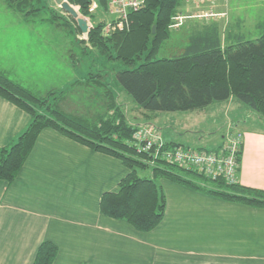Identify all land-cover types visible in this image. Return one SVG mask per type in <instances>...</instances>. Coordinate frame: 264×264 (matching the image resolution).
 I'll use <instances>...</instances> for the list:
<instances>
[{"label": "crops", "instance_id": "0c3cea01", "mask_svg": "<svg viewBox=\"0 0 264 264\" xmlns=\"http://www.w3.org/2000/svg\"><path fill=\"white\" fill-rule=\"evenodd\" d=\"M22 19L17 10L0 8V70L38 94L63 92V107L74 113L71 95L79 86L91 97H104L97 104L88 100L80 107L83 112H95V117L106 112L104 72L91 70L90 64L77 68L73 40L59 38L53 25ZM237 107L248 115L234 97L216 102L212 110ZM184 115L175 112L171 120L180 123ZM160 117L159 112L152 118L164 140L178 142L167 139L170 125L164 120L161 125ZM30 120L0 96V147L16 140ZM237 130L244 145L239 182L264 189V130ZM128 171L119 158L44 129L15 181L0 180V264H33L45 240L59 247L53 264H264V207L162 178L166 212L153 230L138 231L102 213L103 194L117 191Z\"/></svg>", "mask_w": 264, "mask_h": 264}, {"label": "trees", "instance_id": "16d2710c", "mask_svg": "<svg viewBox=\"0 0 264 264\" xmlns=\"http://www.w3.org/2000/svg\"><path fill=\"white\" fill-rule=\"evenodd\" d=\"M6 1L10 8L27 17L51 12L48 20L55 23L60 17L49 0ZM68 1L78 5L82 14H88L91 0ZM181 3L182 0H145L142 8L131 12L130 30L105 36L102 23H97L88 33L89 42L109 60L120 63L114 70L115 77L138 107L152 117L162 111L204 110L230 97L264 117V19L255 38L236 36L223 45L217 27H208L191 34L189 42L175 53L160 56L172 36L171 26ZM76 29L82 33L77 23ZM0 96L31 117L16 140L0 147V180L8 185L18 177L42 131L52 128L123 162L129 171L117 191L103 194L100 209L109 217L127 221L138 231H151L164 219L167 197L158 182L162 178L226 200L264 207V189L212 179L195 169L155 158L152 152H139L133 143L138 125L114 99L105 113L89 118L66 110L62 105L63 92L59 96L55 91L38 94L2 70ZM164 144L190 146L165 140ZM243 146L242 142L237 156L240 163ZM148 169L152 177L140 174ZM58 252L57 244L45 240L39 245L33 264H53Z\"/></svg>", "mask_w": 264, "mask_h": 264}, {"label": "rangeland", "instance_id": "374dc122", "mask_svg": "<svg viewBox=\"0 0 264 264\" xmlns=\"http://www.w3.org/2000/svg\"><path fill=\"white\" fill-rule=\"evenodd\" d=\"M49 4L53 8V11L55 10V12L60 15V17L56 19L57 23L49 22L48 19L50 18L49 15L51 12H46L44 15H38L35 17H27L22 14V18H25V20H22L25 22H42L47 25H53V32L56 33L59 38L72 39L74 42L73 56L75 58L74 60H76L75 63L77 68L82 69L83 67H86L87 64H90L91 70H94L95 72L99 70L105 74V78L101 80L106 82V87L104 89L106 92V109L108 108L107 104L114 99L116 103L122 106L133 123L137 125L150 124L154 126L162 136V133L157 127L158 122L153 120L150 113L138 107L133 97L121 86L114 76V70L121 66L120 63L117 60H109L106 55L101 54L89 42L88 33L90 29L97 23H102L103 25L106 18H110L112 15H109V13L105 11V8L101 6L95 11H90V8L88 7V14L84 15L79 11L78 5L72 4L78 10L79 15L84 17L89 24L88 32L81 33L76 29V18L65 11L55 0H49ZM3 7L10 8L6 0H0V8ZM107 13L108 15H106ZM263 19L264 1L262 0H182L181 5L177 9V14L174 17V24L171 26L172 36L166 42L160 56L175 53L177 47L189 42L191 34L195 32H203L207 29L206 27L212 28L216 26L220 29L219 33L223 45L234 41L238 34L244 35L245 38H255L260 33L258 25ZM43 33L47 34L48 30H43ZM102 33L107 36L103 30ZM35 63L37 64L38 62ZM114 82H116V84L113 85L112 83ZM73 90L74 93L71 95V100L72 104L75 103L76 105H72V108L69 106V109L82 113L89 118L95 117V112H83L80 107L84 108L88 100L93 104H97L99 100L104 99V97L95 95L91 97L79 86ZM112 91H115V94ZM55 92L56 96L60 95V92ZM238 101L244 107L248 108V115H242L245 114V112L239 110V107L233 112L232 110L229 111L228 108H225V111L212 110V107L216 106V102H214L209 105L207 108L208 111H177L179 114H187L184 115L186 118L180 122L181 124L178 120H171V116L175 114V112L162 111L160 113L163 118L160 117L162 119L160 124H164L162 123L164 120L170 125L167 126V129L165 130L168 135L167 139H172L184 145H190L193 147L213 149L219 145V143H223L230 132H238L239 130L237 129L239 127L249 126L264 130V117L240 100ZM252 112L254 114H252ZM102 113H105V111ZM181 116L184 118L183 115ZM178 125L183 126L179 127ZM169 132H178L176 133L178 135H171ZM140 174L142 176L152 177L151 169L142 170L140 171ZM158 182L162 184L161 180H158Z\"/></svg>", "mask_w": 264, "mask_h": 264}, {"label": "built area", "instance_id": "2783aa9c", "mask_svg": "<svg viewBox=\"0 0 264 264\" xmlns=\"http://www.w3.org/2000/svg\"><path fill=\"white\" fill-rule=\"evenodd\" d=\"M104 1L91 0L89 8L95 11L101 6L112 15L103 23L106 35L130 30L131 12L145 4V0ZM242 142L243 134L238 131L230 132L225 141L213 149L182 145L165 147L164 139L150 124H139L133 136V143L139 152H152L155 158L161 157L182 168L195 169L212 179H224L229 184L239 182L240 162L237 156Z\"/></svg>", "mask_w": 264, "mask_h": 264}, {"label": "water", "instance_id": "95a60500", "mask_svg": "<svg viewBox=\"0 0 264 264\" xmlns=\"http://www.w3.org/2000/svg\"><path fill=\"white\" fill-rule=\"evenodd\" d=\"M65 11L71 16L76 18L79 28L82 32L87 33L89 30V24L84 17L79 15L78 10L68 0H55ZM155 28V27H154Z\"/></svg>", "mask_w": 264, "mask_h": 264}]
</instances>
